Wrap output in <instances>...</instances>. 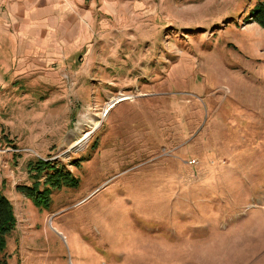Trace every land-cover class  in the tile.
Listing matches in <instances>:
<instances>
[{
    "label": "rangeland",
    "instance_id": "374dc122",
    "mask_svg": "<svg viewBox=\"0 0 264 264\" xmlns=\"http://www.w3.org/2000/svg\"><path fill=\"white\" fill-rule=\"evenodd\" d=\"M259 1L0 0L5 264H264Z\"/></svg>",
    "mask_w": 264,
    "mask_h": 264
},
{
    "label": "trees",
    "instance_id": "16d2710c",
    "mask_svg": "<svg viewBox=\"0 0 264 264\" xmlns=\"http://www.w3.org/2000/svg\"><path fill=\"white\" fill-rule=\"evenodd\" d=\"M251 22H257L264 28V0L259 1L251 9L246 19ZM53 161L40 160L35 163L36 175L39 177L45 170H49L46 174L47 178L45 184L48 185L44 191L40 190L41 182H35L33 185H22L20 190L26 193L33 199L36 205L49 208L51 205L50 193L52 190H60L63 185L77 186L78 178L74 177L68 170L63 168H57ZM17 224V218L14 212V208L10 200L0 195V254L4 253L7 247V237L14 231ZM6 260L0 255V264H5Z\"/></svg>",
    "mask_w": 264,
    "mask_h": 264
},
{
    "label": "bare ground",
    "instance_id": "6f19581e",
    "mask_svg": "<svg viewBox=\"0 0 264 264\" xmlns=\"http://www.w3.org/2000/svg\"><path fill=\"white\" fill-rule=\"evenodd\" d=\"M113 103V102H112ZM107 111H108V108H107ZM85 116V115H84ZM98 116V115H97ZM86 121H88V123H91V121H94V118H92L91 116H88V120H86ZM95 122V121H94ZM82 124V123H81ZM80 124V127L79 128H77L76 130H74L72 133H71V135H70V137L68 138V143L70 142L71 143V141H73L72 143H74V145L77 143V141L78 140H85L86 139V136H84L83 134L81 135V134H79V129H81L82 128V125ZM92 124V123H91ZM95 124V123H94Z\"/></svg>",
    "mask_w": 264,
    "mask_h": 264
}]
</instances>
